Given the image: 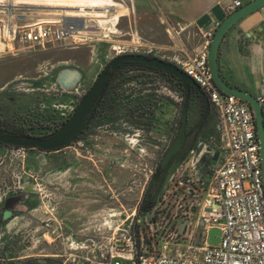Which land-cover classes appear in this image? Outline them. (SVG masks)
<instances>
[{
	"label": "built area",
	"instance_id": "1",
	"mask_svg": "<svg viewBox=\"0 0 264 264\" xmlns=\"http://www.w3.org/2000/svg\"><path fill=\"white\" fill-rule=\"evenodd\" d=\"M11 5V2H6L0 6L8 11L7 28L5 31L3 27L1 33L4 42L16 43L28 50L63 43L68 39L77 44L73 38L74 35L77 37L78 31L67 21L21 23L17 20L12 25L9 19L14 7ZM241 6V0H233L227 10L234 11ZM261 12L264 21V7ZM218 25L216 23L211 29H191L188 39L198 36L200 40L197 51L188 53L183 46L171 60L166 59L190 77L207 98L220 126L218 142L196 141L195 147L202 145L199 158H196V148L189 150L175 176L166 183L150 209L118 212L119 218L121 215L125 218L112 220L107 225L110 236H102L100 228L97 229V237L101 238L98 240L93 236L73 246L75 253L69 264H264V189L256 126L249 104L222 93L213 83L207 57ZM186 28L177 26L176 36L179 37ZM170 30L173 28L166 29L168 34H171ZM96 38L106 40L104 37ZM112 49L116 51V48ZM124 53L150 54L151 51L119 49L116 56ZM176 83L173 81L171 84ZM78 86L74 89L77 94ZM166 100L168 103H180L183 92H175L168 87ZM257 101L262 106L264 123V92ZM65 113H61V119L54 122L55 127L61 123ZM174 124L169 128L167 124L166 133L161 136L163 154L172 143ZM215 152H218L217 160L209 168V173L201 175L199 172L204 161ZM27 156L25 147L16 146L0 154V159H4L6 164L21 165ZM149 159L155 163L148 164L146 181L139 183L141 188L135 200L140 204L159 160L155 147H152ZM111 217L116 215L111 214ZM184 221L187 224L180 234ZM210 226H217L220 230L217 247L206 243V231ZM69 245L72 247L73 244L69 242ZM89 246L93 248L91 252L85 251Z\"/></svg>",
	"mask_w": 264,
	"mask_h": 264
},
{
	"label": "rangeland",
	"instance_id": "2",
	"mask_svg": "<svg viewBox=\"0 0 264 264\" xmlns=\"http://www.w3.org/2000/svg\"><path fill=\"white\" fill-rule=\"evenodd\" d=\"M34 1L26 0L25 3L21 4L26 6L35 5ZM114 1L123 4L127 8V14L117 18V34L110 31L105 33V36L96 35L104 37L106 40H97L94 36L89 39L83 38L75 41L80 39L82 35H87V33L84 34L82 25L76 18L68 19L70 16L68 18L47 20V17L42 16L46 12L38 11L41 9L51 11L74 9L31 7L24 11L29 18L28 23L43 19L50 23H56L59 20L61 22L66 20L71 23L75 21L73 24L77 26L76 30L81 35L77 37L74 35L73 40L78 42L77 44H72V39H68L63 43L50 44L45 51L38 49L41 47H35L30 51L25 49L22 54L14 51V55L17 54V56L0 57V73L2 76L0 84L4 81V78L13 77L12 75L21 71L22 74L18 76L17 80L34 77L36 81L33 82L37 83L33 89L10 91L11 86L14 85L13 82L12 85L10 84L7 88L0 90L1 118H6L8 123L11 122L18 127L26 128L35 134H48L56 129L53 125L54 122L61 119V113L72 106L79 96L74 90L64 91L53 82L55 74L63 66L57 62L62 54H67L72 58L69 64L66 63V66L76 68L84 74V78L82 77L78 84L79 93L80 85L85 81H92L99 70L111 58L116 57V52L119 49L133 52L151 51L152 54L161 56L165 60H171L177 55L176 53L180 48V39L175 34L176 29L170 30L171 34H168L166 31L169 27L168 24L162 23L156 13H137L128 7L127 0ZM6 2H11V6L14 5V0H0V6ZM2 12L0 19L5 23L8 15L5 14V9ZM15 12L21 13L17 9ZM48 13L58 14L56 12ZM15 19L17 17L12 13L9 21L14 23ZM4 23L0 22V48L5 47L3 44L7 43L4 42L1 36ZM170 27L173 26L170 25ZM175 27L177 26L175 25ZM94 28L88 30L95 31ZM113 47L116 48V51L112 49ZM7 69L12 71L8 72ZM12 87L15 89L14 86ZM16 98L19 102L16 101ZM20 102H23L22 110H20ZM176 122L179 121L168 119V128L170 124ZM5 151L8 152L9 148H6ZM30 152L34 154L26 158L21 165L7 162L5 169L11 181L21 180L23 183L36 180L38 184L37 186L32 185V187H35L34 193L37 197L33 213L44 220V224H49L48 230H43L41 223L37 224L30 220H26L24 225L18 226L16 229V236L20 237L19 240L29 246L23 256H29L37 264H69L75 253L73 246L78 242L88 240L93 236L96 238L99 233L95 231L99 228L103 234L102 236L108 238L110 232L107 225L111 224L112 220L125 218L123 215L119 218L118 212L138 210L140 203L135 199L139 194L138 190L140 191L141 188L139 182L134 187L136 189L134 193H132L131 187L133 185H128V190L122 192L121 188L126 184V179H121L117 183L120 188L118 192H122V194L117 196V192H114L115 198L110 199V192L107 187L109 182L105 183L101 177L102 175L92 165H87L85 169L82 168L80 163L82 158L78 149L66 150V154L63 153L64 150L56 153H45L38 150ZM146 163L154 164L155 161L147 159ZM138 174V179L142 181V174ZM103 177L107 180L106 176L103 175ZM67 196L73 197L70 203L65 199ZM28 210L29 208H23L24 213ZM111 214H115L116 217H111ZM63 220L68 222V227L63 225ZM67 237H70V241H67ZM220 237L221 233L217 226H210L207 229L206 243L209 246L217 247L220 243ZM100 238L97 237L98 240ZM69 242L73 244L72 247ZM91 249L93 248L89 246L85 251L89 250L91 252Z\"/></svg>",
	"mask_w": 264,
	"mask_h": 264
},
{
	"label": "flooded vegetation",
	"instance_id": "3",
	"mask_svg": "<svg viewBox=\"0 0 264 264\" xmlns=\"http://www.w3.org/2000/svg\"><path fill=\"white\" fill-rule=\"evenodd\" d=\"M127 55H140L148 59L158 58L169 62L152 53H124L113 57L99 70L92 81H85L80 85V93H78L76 102L65 110L64 118L53 132L35 134L26 128L18 127L11 122L8 123L6 118L0 117V135L9 133L42 138L54 133L70 118L95 81L105 75L102 88L86 112L84 125L79 135L66 146L57 150L46 152L38 148L26 149L28 153L32 150L45 153H56L64 150V154H66V150L78 149L82 158L80 162L82 168L85 169L87 165L95 167L96 171L102 175L104 182H109L107 186L110 192L109 198L114 199V192H117L118 196L128 190V185H133L131 187L134 190L138 182L146 181L145 174L148 166L146 160L149 159L152 147H155L158 151L159 160L138 208L139 211L143 212L153 206L162 189L168 183L166 179L172 165L176 162L180 163L196 141L200 140L202 143H207L210 140H215L214 142H218L220 126L207 98L198 96L195 88L189 85L187 122L183 145L168 164L161 166L160 163L166 154V152L164 154L161 152V136L166 133L168 119L179 121L174 124L172 129L173 139L180 129L184 112V87L177 83L172 85L173 79L168 76L169 74L145 64L123 62L111 68V62L114 59ZM168 87L175 92H183V101L180 103L170 102L168 105L166 100ZM9 147L16 146L0 143V154ZM210 157L204 161V164ZM213 162L215 161L208 164L207 173H209V168ZM5 168V160L0 159V264H37L29 256H23L29 246L19 240L20 237L16 236V229L18 226L24 225L26 220H30L37 224L41 223L43 230H48L49 224H44V220L33 213L37 197L34 193L35 187L32 185L37 186L38 184L36 180L23 183L21 180L11 181ZM138 173L142 174V181L138 179ZM175 173L169 180L175 176ZM103 175L107 177V180ZM116 177L117 179H115ZM123 178L126 179V184L125 187L121 188L122 192L119 193L120 188L117 182ZM110 185L112 186L110 187ZM72 198L67 196L65 199L70 203ZM23 208H29V210L24 213ZM62 223L64 226H69L66 220H63Z\"/></svg>",
	"mask_w": 264,
	"mask_h": 264
},
{
	"label": "crops",
	"instance_id": "4",
	"mask_svg": "<svg viewBox=\"0 0 264 264\" xmlns=\"http://www.w3.org/2000/svg\"><path fill=\"white\" fill-rule=\"evenodd\" d=\"M232 1L233 0H127V4L130 9L137 13H156L160 17L162 23L165 22L169 27L170 25L173 26L170 28L177 30L175 25L181 28H186L188 26L189 28L187 27L186 30L179 35V46L180 48L184 46L188 53H192L197 51L200 40L198 36L188 39L190 30L196 28L202 30L211 29L216 23L219 24L232 12L227 10ZM249 1L251 0H241L242 6ZM25 2L26 0H14L13 7L16 8L11 10V13L18 16V18L14 20V23H11L12 25H14L17 20L21 23L29 22V18L24 12L27 11V8L74 9L57 11L41 9L38 11L46 12V14L42 16L49 15L50 18L62 16L59 15L62 12L67 18L70 16L71 19L76 18L81 25L85 22V27L82 26L84 34L87 33L89 36L101 34L105 36V33L110 31L111 33L117 34V18L127 14V8L114 0H35V5L26 6L25 4H21ZM16 9L17 11H21V13H16ZM31 10L33 11V9ZM48 12L59 13L53 15ZM5 14H8L6 9ZM0 22L4 23L3 20H0ZM5 23L3 25L4 30H6ZM92 23H94V25H92ZM92 27H96L94 28L95 31L88 30ZM3 45L5 47L0 48L1 58L3 56H13L14 51H18L22 54L25 50L16 43H5ZM49 45L50 44L38 49H40V51H45L47 50L46 47L49 48ZM14 56H17V54ZM71 59L69 55L62 54V57H60L57 62L63 65L60 67L61 69L72 68L66 66V63L69 64ZM218 66L221 76L230 86L248 92L256 98L264 92V21L262 19L261 10L245 16L234 24L226 33L219 49ZM7 71L11 72L12 70L7 69ZM81 73L82 76H84L83 72ZM21 74L22 71L12 75L13 77L4 78V81L0 84V90L7 88L13 82L14 85H11L14 86L15 89L11 86L12 89H10V91L28 88L33 89L36 87L37 83L33 82L36 81L34 77H21L23 80H17L18 76H21ZM56 74L53 78L54 83ZM1 77L0 73V78ZM16 101L19 102L17 98ZM22 105L23 102H20V110L23 109ZM33 154L34 153L29 152L27 158Z\"/></svg>",
	"mask_w": 264,
	"mask_h": 264
},
{
	"label": "water",
	"instance_id": "5",
	"mask_svg": "<svg viewBox=\"0 0 264 264\" xmlns=\"http://www.w3.org/2000/svg\"><path fill=\"white\" fill-rule=\"evenodd\" d=\"M263 7H264V0H251L245 5L232 11L219 23V25L214 31L209 46L207 64L215 86L222 93L233 95L247 102L253 111V116L256 126V134L259 144V157L261 163L262 182L264 189V123H263V115H262V106L257 101V98L252 94L239 90L236 87L230 86L221 76L218 66L219 49L226 33L239 20H241L242 18L253 12L261 10ZM7 9H11V8L7 7ZM123 62H137V63L145 64L149 67L161 69L170 76L178 79L184 87L185 101H184V112L181 121L182 123L177 135L173 139L169 149L167 150L165 156L163 157L160 163L161 166H164L168 164L170 159L173 157V155L181 149V146L183 145L185 139V125L187 122V100L189 95V85H192L195 88L198 96L204 97V95L200 90L199 86L190 77L184 74L180 69H178L172 63L165 62L164 60H159L158 58L148 59L140 55H127L114 59L111 62V68H114ZM82 77H83L82 73L78 69L64 68L57 72L55 77V83L64 91H71L78 86V84L82 80ZM105 77H106L105 75H102L95 81L92 88L82 98V100L80 101L75 111L70 116V118H68L66 122L63 123L62 126L59 127L54 133L42 138L20 135V134L15 135V134L4 133L0 135V143L5 145L25 147V148H38L46 152L57 150L66 146L81 132L84 125L83 121L86 112L89 109V107L94 103L96 96L98 95L100 89L104 84ZM193 147L196 148V158L198 159L202 151V145H199L198 147L195 146ZM217 156H218V152H215L214 155L211 156L205 162L203 168L199 172L201 175L203 176L206 175L208 164L211 161H216ZM179 165H180L179 162H176L172 165L168 173L166 182H168L170 177L175 173ZM186 224L187 221H184L181 224L180 232H179L180 234L183 233Z\"/></svg>",
	"mask_w": 264,
	"mask_h": 264
},
{
	"label": "bare ground",
	"instance_id": "6",
	"mask_svg": "<svg viewBox=\"0 0 264 264\" xmlns=\"http://www.w3.org/2000/svg\"><path fill=\"white\" fill-rule=\"evenodd\" d=\"M12 10H13V9H12ZM1 13H3V12H2V9H0V14H1ZM57 13H59V12H57ZM59 15H62V16H58V17H56V18H50L49 15H45V17H47L46 19H48V20H49V19H62V18H66V17L64 16V14H62V12H61ZM77 18H78V17H77ZM68 19H71V18H68ZM0 20H2V19H0ZM7 20H8V19H7ZM65 21H66V20H65ZM73 21H74V20H73ZM58 22H60V20H59ZM58 22H56V23H58ZM70 23H71V22H70ZM73 23H75V21H74ZM73 23H72V24H73ZM89 24H90V23H89ZM73 25L77 28V26H76L75 24H73ZM83 25H85V22H83L82 26H83ZM83 27H85V26H83ZM5 31H6V30H5ZM78 35H81V34H78V33H77V36H78ZM91 37H94V36H89V35H86V36H85V35H82V37L80 38V40H82V38L89 39V38H91ZM95 37H100V36H95ZM76 40H79V39H76ZM77 43H78V42H77Z\"/></svg>",
	"mask_w": 264,
	"mask_h": 264
},
{
	"label": "trees",
	"instance_id": "7",
	"mask_svg": "<svg viewBox=\"0 0 264 264\" xmlns=\"http://www.w3.org/2000/svg\"><path fill=\"white\" fill-rule=\"evenodd\" d=\"M168 76L171 77V79H173V81H176L177 84H179V85L181 84L180 81H179L178 79H176V78H174V77H172V76H170V75H168ZM167 80L170 81L169 78H167ZM22 133H26V132H22ZM26 134H27V133H26ZM193 146H195V145L193 144ZM193 146H192V147H193ZM192 147H191V148H192ZM191 148H190V149H191Z\"/></svg>",
	"mask_w": 264,
	"mask_h": 264
}]
</instances>
